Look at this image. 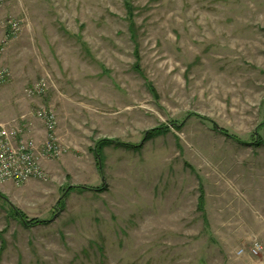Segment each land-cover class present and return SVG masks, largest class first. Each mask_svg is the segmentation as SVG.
<instances>
[{"label": "rangeland", "instance_id": "1", "mask_svg": "<svg viewBox=\"0 0 264 264\" xmlns=\"http://www.w3.org/2000/svg\"><path fill=\"white\" fill-rule=\"evenodd\" d=\"M126 1L0 6V124L46 175L0 181V264H264V0Z\"/></svg>", "mask_w": 264, "mask_h": 264}, {"label": "built area", "instance_id": "2", "mask_svg": "<svg viewBox=\"0 0 264 264\" xmlns=\"http://www.w3.org/2000/svg\"><path fill=\"white\" fill-rule=\"evenodd\" d=\"M5 0H0V6ZM10 36L16 35L21 28L18 20L10 22ZM7 76L6 69L0 67V84ZM49 88L48 80L41 79L33 87L26 90L32 96L44 93ZM36 115L42 119L47 128V140L44 143V152L50 155H59L61 150L56 144L57 117L52 109L41 108ZM25 118V116H23ZM45 170L41 165L40 157L36 153V143L33 138L24 136L19 126L0 124V181H12L22 184L33 177L44 178ZM263 249L261 242H255L252 247L254 254Z\"/></svg>", "mask_w": 264, "mask_h": 264}, {"label": "trees", "instance_id": "3", "mask_svg": "<svg viewBox=\"0 0 264 264\" xmlns=\"http://www.w3.org/2000/svg\"><path fill=\"white\" fill-rule=\"evenodd\" d=\"M126 3H127V8H128V10L131 12L130 15L133 17V16H134L133 13H132L133 6L131 5L130 0H127ZM130 25H132V28H133L134 25H136V24H135L134 21H130ZM162 131H163V129H162L161 127H160V128L152 129V130H150V131L147 133V137L149 138V137H151V136H153V135H156V134L161 133ZM102 143H108V141L103 140ZM73 188H76V187H73ZM17 212H18V211H17ZM18 213H19V212H18ZM19 214H20V213H19Z\"/></svg>", "mask_w": 264, "mask_h": 264}, {"label": "crops", "instance_id": "4", "mask_svg": "<svg viewBox=\"0 0 264 264\" xmlns=\"http://www.w3.org/2000/svg\"><path fill=\"white\" fill-rule=\"evenodd\" d=\"M41 120H42V119H41ZM42 122L44 123V121H43V120H42ZM44 124H45V123H44ZM29 130L31 131V129H29ZM27 133H28V132H27V131H25V132H24V136H25V137H27V138H31V137H28V136H30V135H28Z\"/></svg>", "mask_w": 264, "mask_h": 264}]
</instances>
